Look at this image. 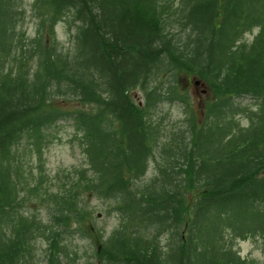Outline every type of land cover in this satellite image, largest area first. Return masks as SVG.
I'll return each instance as SVG.
<instances>
[{"label":"trees","instance_id":"1","mask_svg":"<svg viewBox=\"0 0 264 264\" xmlns=\"http://www.w3.org/2000/svg\"><path fill=\"white\" fill-rule=\"evenodd\" d=\"M25 7L0 0V264H28L37 238L46 264H76V239L96 264H264L235 250L248 239L264 254V0H33L31 35ZM193 80L206 86L200 118ZM245 96L256 108L236 104ZM166 103L182 125L151 119ZM64 120L83 168L55 179L42 153ZM92 198L115 212L107 237Z\"/></svg>","mask_w":264,"mask_h":264},{"label":"rangeland","instance_id":"2","mask_svg":"<svg viewBox=\"0 0 264 264\" xmlns=\"http://www.w3.org/2000/svg\"><path fill=\"white\" fill-rule=\"evenodd\" d=\"M24 1L26 5L25 8L28 12L29 5L33 0ZM23 29L29 35H31L33 32L34 23L31 17L29 16V12L23 23ZM73 33L74 31H72L71 28H66V25L64 23L61 22L57 25L56 37L58 39L61 51H70ZM255 33H257L256 30H254L253 34ZM252 39V35L246 34L244 37V40L246 41H251ZM182 83L183 85H185L187 82L183 81ZM184 88H187V91L190 95V100L192 99L193 113L195 114V117L200 118L198 106L200 105V103L202 104L205 101L206 95L203 91L204 89H206V86L200 84L195 88L192 86V84H189V86L185 85ZM131 96L133 97V99H135V103H143V95L140 89L134 90L131 93ZM68 102L71 105V101ZM236 104H238L239 106L247 107L249 109L256 108V101L249 96L239 98ZM150 113L151 119L161 120L162 126L165 127L167 130L171 129L172 127L182 125L186 117V115H184L183 113L182 107L178 103L160 104L158 105V107L152 109ZM245 123L246 121H244L243 124ZM48 133L49 137L47 138V141L43 147L42 162L44 169L46 173L50 176V178L56 179L57 174L61 175L63 174V172L72 171L73 168H83V157L76 147V141L73 137V135H75V132L74 129L71 127V121L64 120L59 122L50 130H48ZM162 137L164 138V136ZM22 145H24V143H21L18 149H21L23 147ZM24 153L25 152L20 153L19 159L21 160L24 168L27 169L28 167L34 165V161ZM154 167V163L151 161L148 165L147 175L144 177L145 180H149L151 176H153L152 173L153 171H155ZM54 191H57V189L54 188ZM89 204V208L95 211L93 212L94 227L97 230L101 231L104 237H107L111 233V231L117 226V224H115V212L112 211L111 206H109L108 203H103L101 200L92 198ZM25 206L27 208L25 207L22 210V213L28 215L29 210L30 214H34L38 220H47L46 210L39 204L26 203ZM110 209L111 212L109 213ZM76 241L77 239L74 241V243L80 246L79 252L81 255H83L82 258H80V260L76 262V264H96L94 258L90 257V255H84V251L86 252V249L87 251L92 249L89 247L90 244L88 245L87 241ZM33 243L35 245V251L28 264H46L47 257L44 255L43 252L45 247L43 239L37 238ZM235 250L240 254L242 258H253L264 262V254L259 249L258 245L251 240L247 239L244 241H238Z\"/></svg>","mask_w":264,"mask_h":264},{"label":"water","instance_id":"3","mask_svg":"<svg viewBox=\"0 0 264 264\" xmlns=\"http://www.w3.org/2000/svg\"><path fill=\"white\" fill-rule=\"evenodd\" d=\"M194 84H195V86H198L199 85V82H195Z\"/></svg>","mask_w":264,"mask_h":264}]
</instances>
